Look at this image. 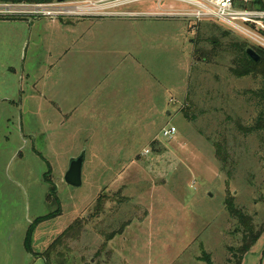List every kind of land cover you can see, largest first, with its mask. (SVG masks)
<instances>
[{
    "label": "rangeland",
    "instance_id": "obj_1",
    "mask_svg": "<svg viewBox=\"0 0 264 264\" xmlns=\"http://www.w3.org/2000/svg\"><path fill=\"white\" fill-rule=\"evenodd\" d=\"M20 1L0 0V264H46L87 218L47 262L264 264V131H241L264 115V79L234 76L210 42L262 48L217 19L162 16L169 3ZM231 202L261 232L251 247Z\"/></svg>",
    "mask_w": 264,
    "mask_h": 264
},
{
    "label": "built area",
    "instance_id": "obj_2",
    "mask_svg": "<svg viewBox=\"0 0 264 264\" xmlns=\"http://www.w3.org/2000/svg\"><path fill=\"white\" fill-rule=\"evenodd\" d=\"M143 1H152L158 4L169 3L172 6L181 7L165 9L163 13H160L162 16L184 17L199 22L214 19L222 21L234 30L244 31L245 36L253 44L264 50V9L245 7L249 6L253 0H106L98 3L89 2L88 10L97 11L109 2L113 3V8L116 9ZM40 8L43 9L41 6L35 7L37 10ZM5 9L10 11L9 6ZM80 9L84 11L86 7ZM176 132L175 127H167L163 130L162 135L164 138L170 139L175 136Z\"/></svg>",
    "mask_w": 264,
    "mask_h": 264
},
{
    "label": "trees",
    "instance_id": "obj_3",
    "mask_svg": "<svg viewBox=\"0 0 264 264\" xmlns=\"http://www.w3.org/2000/svg\"><path fill=\"white\" fill-rule=\"evenodd\" d=\"M4 1V0H3ZM6 2H21L20 0H5ZM42 2H47V3H51L54 0H40ZM255 4L260 5L259 9H264V2L263 0H253V2L249 5L250 8H253V5L255 6ZM0 20H3L2 18ZM230 33H225L224 37L225 38H229ZM220 39L214 38L211 40V44H218L221 48V54L222 53H231L234 56V64L236 65L235 70H232V74L238 78H242V77H247V76H258L261 75L264 79V50L263 49H256V51L261 55L262 59L259 63L254 62L246 53L247 48L249 47V45L246 42H242V41H238L236 39H231V42H229L228 44H220L221 41H219ZM204 41V40H203ZM202 42V40H201ZM218 47V46H215ZM213 47L211 50H205V49H198L195 53L196 56H198V61L200 62H204L207 60V58L210 59V57H215L217 49ZM259 100L262 102L261 104H264V88L261 89L260 91L254 93ZM187 118H189L188 115H186ZM195 115L194 118L190 121H193L195 119ZM262 126V128H261ZM255 130H260L261 134L264 131V115L260 114L256 127L253 128H246V127H241V131H243L246 134H251L253 133V131L255 132ZM262 136V140L264 141V134L261 135ZM261 138V137H260ZM264 147V146H263ZM55 192V191H54ZM234 203H230V213L232 214V217H234L236 220H238L239 224L243 227L242 229V237H243V241L246 242L249 240V246L251 247L253 244H255V242L257 241V239L261 236V232H255V227L253 226L252 220L250 219V217H248V215H246L244 212L234 208L233 205ZM104 205H105V201H104V197L103 196H99L98 200L96 201V214H101L104 211ZM95 215H91V217L95 216ZM56 216V215H55ZM54 216V217H55ZM53 218L52 216H48V217H43L40 218L39 221H45L47 219ZM88 218L86 220L84 219H78L76 220L64 233H62V235L56 239L54 241V243L51 245V247L49 248L48 252L45 253V255H43L42 258L45 259L46 264H50L49 262H47L48 260V256L51 254L50 251H53L54 248L60 247L63 245V241L65 238L69 239L70 235L75 232L77 229H82L85 226V224L87 223ZM78 227V228H77ZM81 230V231H82ZM239 232V229H238ZM114 237V234H111L108 236V241H110L112 238ZM249 246H245V250L248 249ZM206 263L207 264H214L213 261L211 260L210 257H207L206 259Z\"/></svg>",
    "mask_w": 264,
    "mask_h": 264
},
{
    "label": "water",
    "instance_id": "obj_4",
    "mask_svg": "<svg viewBox=\"0 0 264 264\" xmlns=\"http://www.w3.org/2000/svg\"><path fill=\"white\" fill-rule=\"evenodd\" d=\"M59 3L63 0H58ZM247 55L256 63H259L262 59L261 55L252 47H248L246 50ZM85 156L84 154L77 159H73L70 163L69 170L65 175V181L68 185L79 188L83 184V167Z\"/></svg>",
    "mask_w": 264,
    "mask_h": 264
},
{
    "label": "crops",
    "instance_id": "obj_5",
    "mask_svg": "<svg viewBox=\"0 0 264 264\" xmlns=\"http://www.w3.org/2000/svg\"><path fill=\"white\" fill-rule=\"evenodd\" d=\"M25 22H21V24H24ZM5 66V65H4ZM11 66V65H10ZM9 67V66H8ZM12 67V66H11ZM11 98V97H10Z\"/></svg>",
    "mask_w": 264,
    "mask_h": 264
}]
</instances>
